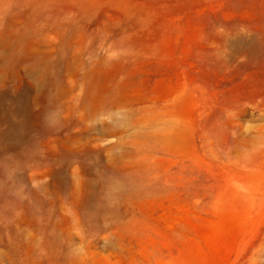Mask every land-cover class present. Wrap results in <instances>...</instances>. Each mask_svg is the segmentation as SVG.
Segmentation results:
<instances>
[{
  "label": "rangeland",
  "instance_id": "obj_1",
  "mask_svg": "<svg viewBox=\"0 0 264 264\" xmlns=\"http://www.w3.org/2000/svg\"><path fill=\"white\" fill-rule=\"evenodd\" d=\"M0 264H264V0H0Z\"/></svg>",
  "mask_w": 264,
  "mask_h": 264
}]
</instances>
